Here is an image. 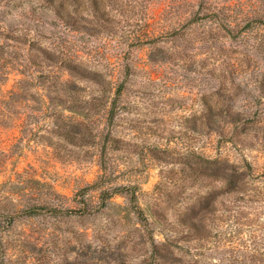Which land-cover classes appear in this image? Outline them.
I'll list each match as a JSON object with an SVG mask.
<instances>
[{
	"label": "rangeland",
	"instance_id": "374dc122",
	"mask_svg": "<svg viewBox=\"0 0 264 264\" xmlns=\"http://www.w3.org/2000/svg\"><path fill=\"white\" fill-rule=\"evenodd\" d=\"M54 1L0 0L53 53L0 74V264H264V0Z\"/></svg>",
	"mask_w": 264,
	"mask_h": 264
},
{
	"label": "trees",
	"instance_id": "16d2710c",
	"mask_svg": "<svg viewBox=\"0 0 264 264\" xmlns=\"http://www.w3.org/2000/svg\"><path fill=\"white\" fill-rule=\"evenodd\" d=\"M50 2L49 4L52 5V7L56 6L54 5V0H47ZM54 5V6H53ZM60 8L57 9V12H64L66 17L64 18L65 25H69L70 27L76 28V29H82L84 31L88 30L86 18L81 17V20H76L69 18V13L66 12V5L64 2H60L59 4ZM91 11H92V17L96 19L97 22H100L99 24L102 25V21H104L105 13L102 10V3L100 0H92L91 1ZM216 11H213L211 14H216ZM194 20V17H191L190 21ZM260 19H254L248 21L246 24L249 25L250 22H259ZM14 31L13 28L7 27L5 23L0 22V74L10 73L13 71H16L18 73L24 74V77L16 80V88L22 89L24 85L28 82V79H26L27 73L24 72V69H29L31 65L34 67L32 70H30V73H32L35 70V66L40 67V72L36 75L37 78L44 77L47 78V74H44L45 67L41 65V61L38 60L37 53L31 52V49H36L38 52H40V55L45 60H51L53 59V53L48 51L45 48L39 47L37 43L34 41V37L28 36V31H25L22 33V35H13L12 32ZM177 29H174L170 32V35L175 33ZM159 35H162L161 33ZM156 39V38H154ZM167 57H159V55L153 57L152 52H150L149 57L150 59L156 61L157 59L161 58L162 61H166L169 56ZM40 61V62H39ZM74 69V68H72ZM80 73V76H86L88 78H91L96 83L100 84L101 86H104V82L102 81L100 75L101 73L98 72H91L86 70H77ZM49 73V71L47 72ZM61 83L67 84L68 80H64ZM263 84H264V78H263ZM103 90H106L103 88ZM10 96L14 97L18 94L17 90H11ZM223 103H219L217 105L218 109L221 110L223 108ZM210 114L200 115L197 118L194 119L193 123L195 128H197L200 135H204L206 133L207 136L212 134L213 132H216L218 136H223L225 132V128L228 127V123H233L231 120H228V117L219 116V114H214V108H210ZM111 111V110H110ZM220 138V137H219ZM213 175L221 176L220 172L214 171L212 172ZM232 178L230 175H228V179ZM230 180V179H229Z\"/></svg>",
	"mask_w": 264,
	"mask_h": 264
}]
</instances>
